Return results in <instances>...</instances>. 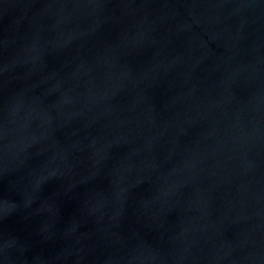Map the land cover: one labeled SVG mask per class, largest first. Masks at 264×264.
Listing matches in <instances>:
<instances>
[{"label": "water", "instance_id": "1", "mask_svg": "<svg viewBox=\"0 0 264 264\" xmlns=\"http://www.w3.org/2000/svg\"><path fill=\"white\" fill-rule=\"evenodd\" d=\"M0 264H264V0H0Z\"/></svg>", "mask_w": 264, "mask_h": 264}]
</instances>
